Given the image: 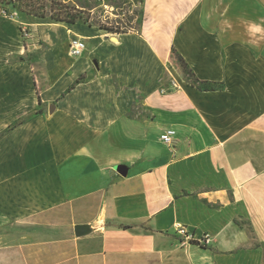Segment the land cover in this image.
Returning <instances> with one entry per match:
<instances>
[{
    "label": "crops",
    "instance_id": "obj_1",
    "mask_svg": "<svg viewBox=\"0 0 264 264\" xmlns=\"http://www.w3.org/2000/svg\"><path fill=\"white\" fill-rule=\"evenodd\" d=\"M141 12L121 32L0 15V264H264V0Z\"/></svg>",
    "mask_w": 264,
    "mask_h": 264
},
{
    "label": "rangeland",
    "instance_id": "obj_2",
    "mask_svg": "<svg viewBox=\"0 0 264 264\" xmlns=\"http://www.w3.org/2000/svg\"><path fill=\"white\" fill-rule=\"evenodd\" d=\"M32 11L39 16H67L77 14L80 24H98L122 31L136 28L141 16V4L136 0H34ZM69 12V14H68ZM28 13V14H29ZM19 12V17H30ZM138 17V18H136ZM42 21V20H41ZM136 111V107H135Z\"/></svg>",
    "mask_w": 264,
    "mask_h": 264
},
{
    "label": "trees",
    "instance_id": "obj_3",
    "mask_svg": "<svg viewBox=\"0 0 264 264\" xmlns=\"http://www.w3.org/2000/svg\"><path fill=\"white\" fill-rule=\"evenodd\" d=\"M139 4L142 5L143 0H136ZM34 0H0V6L3 7L4 9H6L7 11L10 10H16L21 13L32 15L30 16V18H35V19H39V20H45V19H49V21L51 22H61V23H67V24H76L78 23L79 19L81 18L77 12H75L74 14L72 13L70 16H63V17H59V16H54V15H50V16H39L38 14H30L29 12H25L24 10H26V8H28L27 10L32 11L34 9ZM29 13V14H28ZM69 14V12H68ZM142 14V12H141ZM101 28L110 31V32H121L120 30H118L119 28H117V30H114L113 28H106L101 26ZM125 31V30H122ZM170 61L172 63V65L176 68L177 72L179 73V75L186 81L190 82L194 87L201 89V90H209V89H215L216 85H210V83L205 82V81H200L195 74L192 72V70L189 68L188 64L186 63V61L182 58L181 55H179L174 49H172L171 53H170ZM191 243L197 244V245H201V246H205V243H201L198 241L193 240Z\"/></svg>",
    "mask_w": 264,
    "mask_h": 264
},
{
    "label": "built area",
    "instance_id": "obj_4",
    "mask_svg": "<svg viewBox=\"0 0 264 264\" xmlns=\"http://www.w3.org/2000/svg\"><path fill=\"white\" fill-rule=\"evenodd\" d=\"M0 15L7 17V18H17L19 16L18 11L16 10H10L7 11L3 7L0 6ZM86 48V43L83 38H81L78 35H75L73 38L70 39L69 42V53L73 57H78L82 55ZM175 137H176V130L174 129H167L160 135V140L167 144L170 147H173L175 144ZM175 229L180 235L188 236V232L182 224L177 223L175 225ZM210 241L209 235H205L201 241V243L207 244Z\"/></svg>",
    "mask_w": 264,
    "mask_h": 264
},
{
    "label": "water",
    "instance_id": "obj_5",
    "mask_svg": "<svg viewBox=\"0 0 264 264\" xmlns=\"http://www.w3.org/2000/svg\"><path fill=\"white\" fill-rule=\"evenodd\" d=\"M121 172H125L126 171V169L125 168H120L119 169ZM89 229H88V227L86 226V225H78L77 227H76V232H77V234L78 235H82L83 233H85L86 231H88Z\"/></svg>",
    "mask_w": 264,
    "mask_h": 264
}]
</instances>
